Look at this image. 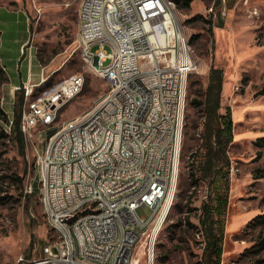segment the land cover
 <instances>
[{
  "label": "rangeland",
  "instance_id": "374dc122",
  "mask_svg": "<svg viewBox=\"0 0 264 264\" xmlns=\"http://www.w3.org/2000/svg\"><path fill=\"white\" fill-rule=\"evenodd\" d=\"M81 1L0 0V10L24 12L28 18L26 25L19 19L20 14L2 10V63L23 75H27L31 65L39 94L75 73H83L86 78L80 94L60 109L51 133L58 124L95 108L110 88L103 73L86 58L80 46L84 39L78 41ZM176 4L198 69L188 80L177 192L157 238L155 264H205L201 205L214 185L208 179L197 184L191 180L190 162L198 154V137L204 121L202 110L191 100L207 86L212 67L224 71L221 112L230 109L234 133L227 151L229 164L222 172L225 175L218 176L228 197L222 264H262L264 251L257 255L246 250L259 234L264 235V221L251 222L264 213V177L254 176L256 169L264 168V141H259L264 137V0H192L190 5L181 0ZM211 7L214 9L210 13ZM107 51L112 50L108 47ZM112 62L113 57H109L99 67ZM42 76L47 79H41ZM9 81L0 86V106L10 119L21 113V128L25 98L23 104L18 103L22 91L17 89L10 97ZM4 126L7 123L0 120V129ZM186 128L190 129L189 136ZM7 132L9 136L0 139V264H25L43 259L44 247L59 237L40 201L37 137L34 134L30 138L22 131L23 144L11 127H7ZM30 184H36L38 190L29 193ZM138 212L146 217L152 214L147 206L140 207ZM135 251L138 252L134 256L142 255L141 249ZM22 257L26 261H21Z\"/></svg>",
  "mask_w": 264,
  "mask_h": 264
},
{
  "label": "built area",
  "instance_id": "2783aa9c",
  "mask_svg": "<svg viewBox=\"0 0 264 264\" xmlns=\"http://www.w3.org/2000/svg\"><path fill=\"white\" fill-rule=\"evenodd\" d=\"M110 5H117L116 14L101 20V7H108L109 12ZM159 10H169L170 18H155ZM124 16H131L132 25H124ZM141 21H148V29H141ZM79 22V43L94 38V46L84 54L96 70H103L110 86L98 108L58 124L51 133L60 109L83 90V73L40 94L36 82L29 79L15 88L22 91L26 102L21 129L26 136L37 137L40 201L59 237L44 247L43 259L25 264H140V259L155 264L148 261V253H155L175 201L180 174L176 161H182L185 130L180 119L186 118L188 80L198 63L190 43H184L186 26L175 0H131L128 7H120V0H82ZM135 32H144L141 46L132 45ZM152 45L166 48V56L152 53ZM108 47L111 52L125 50V57L100 68L109 58ZM133 52H141L136 61L140 69L117 72V64ZM146 72H153L154 80H146ZM146 85H154V93H147ZM177 86H184V94H177ZM148 99L161 100L168 114L153 115L151 109L140 112L139 103ZM101 100H110V107L101 108ZM107 109H115V117L101 122V113ZM121 120H129V127H121ZM12 125L10 119L7 127ZM119 136H126V144L113 146ZM136 142H143V150H136ZM151 143H158V150H151ZM152 153H160V166H153ZM127 156H134V164H127ZM47 161H60L61 170H48ZM142 167H149L150 175H144V180L130 178V170L142 173ZM118 173H125V180H118ZM90 182H97V192H89ZM59 183H71V191L58 192ZM122 189H132L133 197H120ZM27 191L32 193L34 185ZM123 201H131L132 212L123 210ZM142 206L152 210L150 217L140 215ZM65 213H81V220L60 227ZM112 216H121L122 232H114ZM92 230H101V237L93 238ZM74 236H82L83 245L64 253V240ZM136 249H141V256H134ZM20 260L26 261L24 257Z\"/></svg>",
  "mask_w": 264,
  "mask_h": 264
},
{
  "label": "trees",
  "instance_id": "16d2710c",
  "mask_svg": "<svg viewBox=\"0 0 264 264\" xmlns=\"http://www.w3.org/2000/svg\"><path fill=\"white\" fill-rule=\"evenodd\" d=\"M181 0H175L180 3ZM185 4L190 5L192 0H183ZM195 18H190L194 20ZM211 21V20H210ZM0 30V42H1ZM9 75L2 64L0 56V86L9 81ZM224 83V71L221 68L212 67L207 86L201 90V94L196 93L191 104L200 108L203 112L204 121L202 132L198 139L201 140L198 154H195L190 162V176L194 184L203 179H208L209 183L214 185L207 198L202 201L200 222L202 225L205 239V264H222L223 242L225 233L224 214L228 204V197L224 186L219 183L218 176H224L223 168L229 164L228 147L234 139L233 120L230 116V109L226 113L221 112V101ZM24 94L19 95L18 103L23 104ZM0 120L9 123L10 118L7 112L0 106ZM21 113L15 115L11 132L16 133L17 140L24 144V134L20 128ZM186 135H190V129L186 128ZM9 136L5 126L0 129V139ZM259 141H264L260 137ZM1 157V154H0ZM255 178L264 177V168L255 170ZM34 190L38 186L34 184ZM214 191V192H213ZM31 196V194H30ZM28 197V196H27ZM30 201V198H28ZM264 221V213L258 214L251 221ZM190 225L193 223L188 220ZM254 251L257 255L264 251V235L259 234L255 243L246 250ZM264 264V259L261 260Z\"/></svg>",
  "mask_w": 264,
  "mask_h": 264
},
{
  "label": "bare ground",
  "instance_id": "6f19581e",
  "mask_svg": "<svg viewBox=\"0 0 264 264\" xmlns=\"http://www.w3.org/2000/svg\"><path fill=\"white\" fill-rule=\"evenodd\" d=\"M131 6V0H120V7ZM117 5H110L108 7H101V20H108L109 14H116ZM155 18H170L169 10L155 11ZM124 25H132L131 16H124ZM141 29H148V21H141ZM144 40V32H135L132 37V45L141 46V41ZM184 43H189L188 35H184ZM84 52H87L90 47L94 46V38H85L80 44ZM152 53H159V56H166V48H159V45H152ZM109 57H113V61H122L125 57V50H115L109 53ZM141 52H133V56H127V61L117 64V72L136 71L140 69ZM103 73V70H98ZM146 80H154L153 72H146ZM37 85V84H36ZM38 85H41L39 83ZM147 93H154V85H146ZM177 94H184V86H177ZM110 107V100H102L101 108ZM98 108V105L95 107ZM151 109V114L161 115L168 114V107L161 105V100L148 99L139 103L140 112H148ZM115 117V109H107L101 113V122H110ZM121 127H129V120H121ZM180 127H185V119H180ZM126 144V136H119V139H113V146H122ZM136 150H143V142H136ZM151 150H158V143H151ZM153 166H160V153H152ZM180 162L176 161V170H180ZM127 164H134V156H127ZM48 170H61L60 161H47ZM144 175H150L149 167H142V173L139 170H130V178H137V180H144ZM118 180H125V173H118ZM71 191V183H59L58 192ZM89 192H97V182H90ZM120 197L132 198V189L120 190ZM174 202H172L173 205ZM171 205V206H172ZM123 210L125 212H132L131 201H123ZM81 220V213H65L60 218V227H67L70 221ZM52 228H54V221H49ZM112 223L114 232H122L123 222L121 216H112ZM93 238L101 237V230H92ZM77 245H83L82 236L68 237L64 240V253H73ZM136 252V251H135ZM155 253H148V261H155ZM147 264V259H140V264Z\"/></svg>",
  "mask_w": 264,
  "mask_h": 264
},
{
  "label": "crops",
  "instance_id": "0c3cea01",
  "mask_svg": "<svg viewBox=\"0 0 264 264\" xmlns=\"http://www.w3.org/2000/svg\"><path fill=\"white\" fill-rule=\"evenodd\" d=\"M2 10H6V11H10L11 13H17V14H20L21 16L19 17V19L22 21V22H24L26 25H28V18H26L25 17V13L24 12H20V11H13V10H8V9H2ZM2 10H0V15H1V13H2ZM1 33H2V31H1ZM22 45H23V43L19 46V49H21V47H22ZM2 61V60H1ZM3 64V66L5 67V69H6V71H7V73H8V75H9V83H10V88L9 89H11L9 92H8V94H10L11 96V98L15 95V88L17 87V86H19V85H21L23 82H25V81H28V79L31 81V82H33V81H36L37 79H36V75H35V72H33L32 71V67H31V69L29 70V68H28V73H27V75H23V74H16V73H14V72H12L11 70H10V65H6V64H4V63H2ZM11 74H10V73ZM41 76V75H40Z\"/></svg>",
  "mask_w": 264,
  "mask_h": 264
}]
</instances>
